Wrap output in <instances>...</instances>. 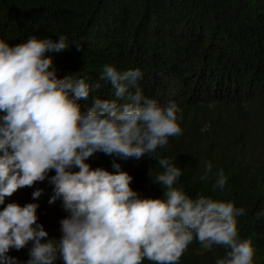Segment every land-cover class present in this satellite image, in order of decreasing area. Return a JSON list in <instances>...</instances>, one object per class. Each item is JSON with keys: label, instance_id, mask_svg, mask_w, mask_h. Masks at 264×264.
I'll return each instance as SVG.
<instances>
[{"label": "clouds", "instance_id": "obj_1", "mask_svg": "<svg viewBox=\"0 0 264 264\" xmlns=\"http://www.w3.org/2000/svg\"><path fill=\"white\" fill-rule=\"evenodd\" d=\"M6 41L0 39V264H179L194 238L205 249H225L215 264H253L252 239L237 231L246 209L233 200L190 197L179 183L181 168L157 154L182 134L181 108L146 97L138 87L140 68L103 65L99 79L112 96L93 97L84 107L81 101L100 84L82 69L58 77L47 55L80 45L62 34ZM97 153L112 157L111 171L86 163ZM144 156L162 170L154 178L147 173L160 186L158 198L133 190V177L116 162ZM210 174L213 191H223L224 171L213 173L205 162L199 179ZM44 181L52 188L48 203L59 200L67 213L58 221V238L38 222L37 203H5L18 189ZM41 194L39 188L31 193L33 199ZM262 217L264 208L253 219ZM22 248L23 261L8 254Z\"/></svg>", "mask_w": 264, "mask_h": 264}, {"label": "trees", "instance_id": "obj_2", "mask_svg": "<svg viewBox=\"0 0 264 264\" xmlns=\"http://www.w3.org/2000/svg\"><path fill=\"white\" fill-rule=\"evenodd\" d=\"M61 34L80 49L73 45L47 54L58 77L82 69L100 84L81 101L84 107L93 97L112 96L110 84L99 79L105 64L140 68L138 87L146 97L177 103L182 134L170 137L157 154L181 168L179 183L190 197L233 200L246 209L237 217L238 235L251 237L253 264H264V217L253 219L264 208V0H0V39L10 45L29 35ZM111 160L97 153L86 163L111 171ZM116 162L133 177V190L161 195L147 175L149 169L153 178L162 171L155 158ZM205 162L212 163L213 173L224 171L223 191H213L211 174L208 181L199 179ZM37 188L42 194L33 199ZM51 195L47 181L36 182L5 203H37L38 222L50 238H58V221L67 213L59 200L48 203ZM26 252L8 254L23 261ZM224 252L222 246L205 249L194 238L179 264H215Z\"/></svg>", "mask_w": 264, "mask_h": 264}]
</instances>
